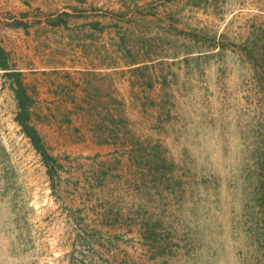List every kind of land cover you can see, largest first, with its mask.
I'll list each match as a JSON object with an SVG mask.
<instances>
[{
    "label": "rangeland",
    "instance_id": "rangeland-1",
    "mask_svg": "<svg viewBox=\"0 0 264 264\" xmlns=\"http://www.w3.org/2000/svg\"><path fill=\"white\" fill-rule=\"evenodd\" d=\"M0 49V264H264V0H0Z\"/></svg>",
    "mask_w": 264,
    "mask_h": 264
},
{
    "label": "trees",
    "instance_id": "trees-1",
    "mask_svg": "<svg viewBox=\"0 0 264 264\" xmlns=\"http://www.w3.org/2000/svg\"><path fill=\"white\" fill-rule=\"evenodd\" d=\"M3 53H4L3 50L0 49V57L3 56ZM0 67L3 70H6V68H7L6 62L0 61ZM9 74H11V73H9ZM17 84H18V86H20L18 81H17ZM17 100L19 102L20 109H21L20 116L22 117L21 118V124L23 126L24 135L30 140L34 149L41 155L43 162L49 168V162L51 159L49 156H47L44 148L40 144V138H39L37 132L35 131V129L33 127L29 126L27 123H24V122H27V120L29 119V115H30V112L28 109L29 98L24 93V91L20 89V87H19V90L17 93Z\"/></svg>",
    "mask_w": 264,
    "mask_h": 264
}]
</instances>
